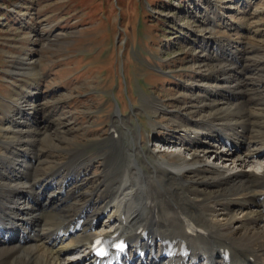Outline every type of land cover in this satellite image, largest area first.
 Listing matches in <instances>:
<instances>
[{"label":"rangeland","instance_id":"374dc122","mask_svg":"<svg viewBox=\"0 0 264 264\" xmlns=\"http://www.w3.org/2000/svg\"><path fill=\"white\" fill-rule=\"evenodd\" d=\"M238 68L246 85L264 87V0H0V156L30 163L35 181L71 162L69 191L79 193L70 215L91 198L98 208L116 130L125 158L135 154L150 177L158 161L189 165L201 155L185 150L191 127ZM202 171L184 192L215 193L199 187L211 177Z\"/></svg>","mask_w":264,"mask_h":264},{"label":"bare ground","instance_id":"6f19581e","mask_svg":"<svg viewBox=\"0 0 264 264\" xmlns=\"http://www.w3.org/2000/svg\"><path fill=\"white\" fill-rule=\"evenodd\" d=\"M242 40L236 46L246 54ZM238 70L222 81L225 91L210 99L207 118L191 127L194 137L185 150L201 155L189 165L158 161L150 177L135 154L127 155L132 179L124 147L116 148L120 137L115 141L112 135L117 144L96 189L107 197L98 208L91 198L70 215L79 193V188L69 191L78 176L71 162L35 181L30 163L9 166L0 156V264H264V87H249L245 71ZM238 75L242 80L236 81ZM163 171L168 179L159 182ZM200 171L211 176L198 183L214 190L208 198L183 191L187 178ZM57 178L60 188L53 192ZM153 180L164 208L152 195ZM100 216L106 222L98 233ZM98 236L124 239L128 248L96 258L90 247Z\"/></svg>","mask_w":264,"mask_h":264}]
</instances>
